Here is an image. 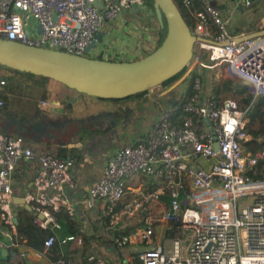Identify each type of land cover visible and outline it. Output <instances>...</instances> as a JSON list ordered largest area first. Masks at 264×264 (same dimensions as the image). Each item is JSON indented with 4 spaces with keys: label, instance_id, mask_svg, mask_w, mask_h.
Returning <instances> with one entry per match:
<instances>
[{
    "label": "built area",
    "instance_id": "obj_1",
    "mask_svg": "<svg viewBox=\"0 0 264 264\" xmlns=\"http://www.w3.org/2000/svg\"><path fill=\"white\" fill-rule=\"evenodd\" d=\"M94 1L0 0V37L83 55L95 34L109 24V45L96 46L89 56L134 60L146 55L150 47L133 38L140 33L132 21L121 20L122 13L132 15V5L140 7L143 0H99L100 7ZM254 2L236 0L235 6L249 8ZM182 4L194 17L193 34L213 42L193 43L194 64L188 74L206 53L210 68L242 84L247 81L244 86L252 101L264 99V33L252 36L264 28L233 33L210 0H182ZM11 87L0 78V90ZM178 88L161 96L162 101L156 102V119L143 137L115 151L79 205L65 195L74 185L70 158L36 154L22 136L0 130V247L13 251L20 264H26L28 251L17 234L11 209L15 199L12 176L19 160L36 159L32 190L22 198L33 212V224L41 229L60 231L56 217L60 212L77 218L80 212L100 206L115 222L124 214H142L146 235L157 224L165 231L178 221L179 234L144 243L138 255L141 264H264V180L247 174L264 158V148L253 154L245 150L244 143L250 139L245 116L248 106L238 107L232 98L205 91L198 78L191 92L187 86ZM137 175L157 180L159 186L124 200L129 190L126 181ZM161 194L167 202L157 216L153 209ZM121 201H125L123 207L114 211ZM85 233L86 227L80 225L76 233L50 234L43 248L55 241L69 244L72 253L68 260L75 264ZM126 241L121 237L119 243ZM88 260L105 264L94 255ZM57 264L66 261L59 259Z\"/></svg>",
    "mask_w": 264,
    "mask_h": 264
},
{
    "label": "crops",
    "instance_id": "obj_2",
    "mask_svg": "<svg viewBox=\"0 0 264 264\" xmlns=\"http://www.w3.org/2000/svg\"><path fill=\"white\" fill-rule=\"evenodd\" d=\"M258 1L259 0H255V2ZM210 2L214 7L219 9L223 17L227 19L228 28L233 33L252 32L264 28V0H261L260 3L263 12V15L259 16L261 24L253 29L248 23L239 22L240 14L247 8L235 6L236 0H210ZM134 12L136 11H133L132 15H130L129 12L122 13L121 20L125 18L128 19L126 17L128 16L130 20H133L135 29L139 31L138 27L141 28L142 25L137 26L139 23L135 21L136 13ZM237 22L240 23V26L237 25ZM109 26L110 25L107 24L106 27L101 30L104 31V35L101 41L96 44L97 48L109 45L108 38L110 32L107 31ZM144 28L150 30L154 35L155 28L153 26L148 27L144 25ZM11 90L12 87L0 91L11 92ZM23 90H25V94H8V97L10 101L12 96H16L18 100L22 99V101H32L33 103L37 99L39 105L37 108L35 107L33 109L36 112H40L37 119L42 117V112H44L45 109L49 114H52L53 111H55L56 105L64 104L65 107L70 108L69 114H63L64 117H66L64 119H67V121L63 126L55 130V135L48 133L46 135L47 137L44 139L37 138L38 129L33 126L37 119H29L28 126L30 131L22 137L24 138L25 145L34 152L54 153L60 157L63 155L70 158V173L74 185L72 188H67L65 190V195L73 203L79 205L86 195L87 189L100 178L102 167L111 159L115 151L121 145L137 141L143 137L146 130L156 119V102L162 101L163 98H161V96L170 89L169 86H167L160 91L152 92L141 100L122 103L89 101L86 100L85 97L82 98V94H73L69 89V94L65 93L64 97L59 96L60 98H65L63 102L60 100L52 101L51 97L53 96L51 94L49 95L46 91ZM69 98H73V100L71 99V104L68 106V103L65 101L70 102V100H68ZM50 102L55 104L54 107L50 106ZM45 103L47 107L46 105L44 106ZM14 133L18 134L17 132ZM57 139L61 141H56ZM55 142L57 143L55 144ZM37 167L38 161L36 159L19 160L12 176L14 198L23 197L27 191L32 190V179ZM17 184L19 188L16 190L14 187ZM126 185L129 189L128 193L129 191H134L135 195H138L140 192L156 189L159 186V182L137 175L128 179ZM166 202L167 198L165 194H161L159 196V201L154 204V209H163ZM11 209L16 218V222L27 224L32 219L33 212L26 203L14 202ZM99 212H102L100 206L91 212H80L77 218H79V221L87 216L96 218ZM80 223H82V221H80ZM22 245L26 247L28 251L26 264H50L44 252L32 250L25 244V240ZM8 257L13 259L12 256Z\"/></svg>",
    "mask_w": 264,
    "mask_h": 264
},
{
    "label": "water",
    "instance_id": "obj_3",
    "mask_svg": "<svg viewBox=\"0 0 264 264\" xmlns=\"http://www.w3.org/2000/svg\"><path fill=\"white\" fill-rule=\"evenodd\" d=\"M157 23L166 25V34L158 47L134 60H108L87 54L101 41L104 31L95 34L83 55L47 47L33 46L0 37V64L15 70L49 77L77 93L98 98H121L149 90L182 71L192 59L196 40H212L194 35L173 0H153ZM101 6L99 0H95ZM146 9L132 5L133 11ZM38 30L41 32L40 26ZM264 30L252 36L263 34ZM242 38H238L241 40ZM227 43V42H225ZM247 85V81H243ZM14 202L25 203L22 197ZM186 203V201L184 202ZM0 247V259L14 256Z\"/></svg>",
    "mask_w": 264,
    "mask_h": 264
},
{
    "label": "trees",
    "instance_id": "obj_4",
    "mask_svg": "<svg viewBox=\"0 0 264 264\" xmlns=\"http://www.w3.org/2000/svg\"><path fill=\"white\" fill-rule=\"evenodd\" d=\"M176 5L179 7L183 18L185 19L187 25L191 28V30L194 27L195 20L194 17L191 15L190 11L185 8L182 4V0H173ZM143 3L146 4V13L151 12L153 14V17L150 18V16L145 15L144 18H142V22H144L145 26H153L155 28L154 35H155V44H154V49L160 45L162 42L165 34H166V25L164 22V26L160 27L157 23L155 12H154V7H153V0H143ZM194 8H198V4L194 3L193 4ZM250 8V7H249ZM252 29L254 28L253 26H250ZM150 52V51H149ZM147 52V53H149ZM101 58V57H99ZM201 60L208 61L207 54L203 53L200 56ZM201 65L199 64L198 66H195L192 71L186 76V78L180 83L179 87L187 86L188 91L191 92L192 89V84L195 82V79L198 78L205 90V76L202 72L198 71V68ZM187 67V66H186ZM186 67L180 71L178 74L174 75L173 77L167 79L166 81L162 82L160 84L161 87L165 88L169 86L171 83H173L180 75L183 74L185 71ZM0 69L7 71L8 73L11 74L10 78L14 79L13 82L22 85L23 83L27 85L28 88L36 89V90H42L49 92L51 87L54 84H60L61 86L73 91V89L68 88L67 86L45 76L41 75H36L32 74L30 72H25V71H19L12 69L10 67L4 66L0 64ZM232 79L226 80L224 85L221 86L222 91H225L229 88L231 85ZM12 81H9L8 83H13ZM234 81V80H233ZM239 86L243 87L244 84L238 83ZM219 88V89H221ZM179 88H177L178 90ZM176 90V91H177ZM75 91V90H74ZM206 91V90H205ZM220 91L217 89L215 91V96L218 98L219 97L218 93ZM12 94L11 92H5V91H0V101L2 102L1 110L4 115H7L9 110H8V105L11 103L9 99V95ZM148 94V90L134 93L125 97L121 98H98V97H93V96H87L83 94L86 100L89 101H99L103 103H122V102H133L137 100H141L145 98ZM21 95V94H19ZM33 98V97H32ZM36 99V98H34ZM32 102V101H31ZM244 102V107L248 106V110L246 111L245 116L247 117L248 121L246 123V130L250 133V139L246 143H244L245 150L246 152L253 154L258 150H261L264 148V110L262 107L264 106V99L259 98L256 101H252L251 95H247L246 98L243 99ZM37 99L34 102V108L38 107ZM27 107H29L28 104H26ZM40 115V112H36L33 110L32 114L29 116V118H22L17 125L19 126L20 131H22V136L23 134L26 135L29 133L30 128L28 126V121L29 119H37ZM256 124V126L254 125ZM7 132V131H6ZM7 133H12L15 134L14 132H7ZM62 154V153H61ZM62 157H65L61 155ZM247 174L251 176L254 179H259V180H264V158L258 160L252 168L248 169ZM125 201H121L118 203V205L115 207L114 211H118L120 208L123 207ZM100 214H102V217L104 220H109L111 218V213H108L106 210H102V212H99L96 215L97 220L100 219ZM57 220L59 221L61 225V230L60 231H53L50 229H41L37 227L36 225L33 224L32 219L29 221L27 224H23L21 222H16V231L19 236H21L25 240V244L31 248L32 250L36 252H44L46 257L49 259L50 262H53L57 264V261L59 259H64L66 261V264H70L68 257L72 253V250L70 249L69 244H61L60 242L55 241L49 248L44 250L43 248V241L44 239L49 236L50 234H57L58 236H64L72 233L78 232V228L80 226V221L78 220L79 218H70L66 213L60 212L56 214ZM91 217V216H87ZM85 217V218H87ZM171 228L166 229L163 232L164 237H173L177 234H179V230L177 228L178 226V221H173L170 223ZM111 233V230H110ZM118 232L113 233L111 237H102L99 236L95 233L92 234H84V243L83 245L79 248L78 254L74 260L75 264H95L94 261L88 260L89 255H94L92 250L89 249V242L90 241H97L99 244H101L104 249L110 253L115 260V262L109 261L107 258H101L105 264H141V261L138 257L139 252H136L134 258L132 260L125 258L124 254L122 253V248L124 243H119L120 238H118L117 235ZM122 233H125V230H123ZM96 258V255H94ZM18 258V257H17ZM4 263H9L11 264V259L10 257H7L6 259L2 260L0 259V264ZM13 264H20V260L15 261Z\"/></svg>",
    "mask_w": 264,
    "mask_h": 264
},
{
    "label": "rangeland",
    "instance_id": "obj_5",
    "mask_svg": "<svg viewBox=\"0 0 264 264\" xmlns=\"http://www.w3.org/2000/svg\"><path fill=\"white\" fill-rule=\"evenodd\" d=\"M260 3L261 0H259L258 2H255L250 8H247L245 10H243V12L240 14V20L239 22H245L248 23L250 26L253 27H257L260 26V17L263 15V12L261 10L260 7ZM144 4V3H143ZM136 13L135 16V21L137 23H139L137 26H141L142 27H138L139 28V35L134 34L133 38L137 39L141 42H143V44H147L150 48L147 52L151 51L154 49V44H155V36L151 33L150 30H147L144 28V22L140 21L142 20V18L145 17V15L150 16V18L153 17V14L151 12L146 13V10L143 9L141 11H136L134 12ZM133 13V15H134ZM128 19L125 18V20L127 21H132L131 23L133 24V20H130L128 16H126ZM132 18V17H131ZM239 22H237V25L240 26ZM131 28H134L133 26H131ZM144 28V29H142ZM139 43V44H140ZM116 46V44H115ZM146 52V53H147ZM90 55L92 57L96 56L95 53H90ZM144 56V54H140L139 57ZM138 57V58H139ZM136 58V57H135ZM200 67L198 68V71L202 72L205 76V90L213 95H215V91L218 89L220 92L218 93L219 97L221 98H232L236 101L237 106L238 107H243L244 102L243 99L247 97L248 95V90L246 88V86H239L238 83H241L239 81H236L233 79L230 80L231 81V85L229 86V88L225 91H222L224 89L221 88L222 85H224V83L226 82V80H229L230 78H227L225 76H223L222 74H220L219 72L215 71V68H210V62L208 61H204L200 59ZM194 61L189 62V64L187 65L185 71L183 72L182 75H180L173 83H171L169 85V89L171 91H176L178 86L180 85V83L185 79V76L188 74L189 70H191V68L193 67ZM199 64H195V66H198ZM11 74L8 73L5 70L0 69V78L5 79L7 82L9 81H14V79L10 78ZM12 81V82H13ZM12 86V90L11 93L14 95H18V94H25V90L23 89H30V90H34V91H38L41 92L42 90H36V89H32V88H28L26 84H22L19 85L15 82L13 83H9ZM17 87V88H16ZM163 87H161L160 85L150 88L148 90V95H150L152 92H157L160 91ZM221 88V89H219ZM50 91L47 92L49 95L51 94L53 97H51L52 101L54 100H60L61 102H63L65 98H60L59 96L64 97L65 93L69 94L70 91L61 86L60 84H54L51 87H49ZM63 91V92H62ZM73 92V94H77L76 91H71ZM80 94V93H78ZM82 98L84 97L83 94L81 95ZM71 99L73 100V98H69L68 100H70V102L65 101L68 103V106L71 104ZM19 101V102H18ZM73 102V101H72ZM26 104L29 105V107L26 106ZM51 107H54V103H49ZM46 105V103L44 104V106ZM42 106V105H41ZM47 107V105H46ZM44 108V107H43ZM42 108V109H43ZM34 109V103L30 102V101H25L22 99H19L16 96H12L11 97V103L8 105V110H9V114L4 115L2 110L0 109V130L2 132H17L20 136H22V131H20L19 126L17 125V123H19L21 121L22 118H27L28 116L31 115L32 111ZM41 109V110H42ZM262 109L264 110V106L262 107ZM70 112V108L69 107H65L64 104L62 105H56L55 106V111H53L52 114H49V112L45 109L44 112H42V117L37 119L36 122H34L33 126L38 129L37 131V138L39 139H44L45 137H47L46 135L52 134L55 135V130L58 127H61L64 125V123L67 121V119H64L66 117H64L63 114H69ZM256 126V124H254ZM59 132V131H58ZM25 135L23 134V137ZM56 141H61L59 139H57ZM57 142H55L56 144ZM36 154H40V153H46V152H40V151H36ZM54 154V153H53ZM19 181V180H18ZM17 186V187H16ZM14 187V189H18L19 186L18 184ZM135 195L134 191H129V193L126 194L124 200H128L129 198L133 197ZM161 208H156L153 209L154 214H156L157 216H159L160 212H161ZM142 214H135V215H127L124 214L122 216H118L117 218V222H115L112 218H110L109 220H104V218L102 217V214H100V219H96V218H92V217H87V218H82L80 221H82V223H80V225L86 227V230L89 234L95 233L99 236L102 237H111L113 235V233L118 232L117 233V237L121 239V237L126 238V243H124L125 246H123L122 248V253L124 254L125 258L132 260L136 254V252L141 250V247L143 246L144 243H148V244H153L159 240L162 239V237H164L163 235V229L162 226H160L161 224H157V226L155 227L154 232L151 235H146V226H144L143 220H142ZM85 217V216H84ZM111 230V233H110ZM123 230H125V233H122ZM86 235V233H85ZM89 249L92 250V252L94 253V255H96L99 258H107L109 261L115 262V260L113 259L112 255L110 253H108L104 247L99 244L97 241H90L89 242ZM166 251L169 250V244L165 245ZM13 259H11V264H13L15 261H18L17 256H12ZM48 262L50 264H55L53 262H50L49 259L47 258ZM116 263V262H115ZM4 264H9V263H4Z\"/></svg>",
    "mask_w": 264,
    "mask_h": 264
},
{
    "label": "flooded vegetation",
    "instance_id": "obj_6",
    "mask_svg": "<svg viewBox=\"0 0 264 264\" xmlns=\"http://www.w3.org/2000/svg\"><path fill=\"white\" fill-rule=\"evenodd\" d=\"M166 88V87H165Z\"/></svg>",
    "mask_w": 264,
    "mask_h": 264
}]
</instances>
